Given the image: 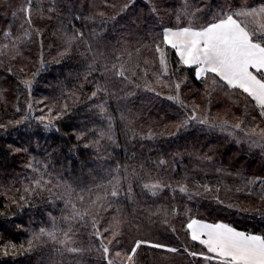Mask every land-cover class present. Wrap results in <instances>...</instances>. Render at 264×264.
Returning <instances> with one entry per match:
<instances>
[{"label": "trees", "instance_id": "trees-1", "mask_svg": "<svg viewBox=\"0 0 264 264\" xmlns=\"http://www.w3.org/2000/svg\"><path fill=\"white\" fill-rule=\"evenodd\" d=\"M262 6L0 0V264H116L137 241V264H217L191 239L193 219L264 236V109L212 73L199 78L163 40ZM154 183L155 195L144 188Z\"/></svg>", "mask_w": 264, "mask_h": 264}, {"label": "snow or ice", "instance_id": "snow-or-ice-1", "mask_svg": "<svg viewBox=\"0 0 264 264\" xmlns=\"http://www.w3.org/2000/svg\"><path fill=\"white\" fill-rule=\"evenodd\" d=\"M28 3L30 5L31 0H28ZM24 11L30 23V7L24 9ZM199 11L200 9L197 8L195 12L191 13L194 19L197 18L196 12ZM240 17L245 19L241 20ZM217 19L218 22H210L198 30L192 27H183L175 31L165 29L163 32L164 43L176 50V54L185 65H197L196 75L198 77L202 73H212L229 87L241 89L243 93L252 97L261 109H264V43L254 40V37H256L258 40L264 41V6L230 10V13H226L223 17ZM157 51H160V49L157 48ZM163 63L162 54L161 64ZM113 68H115V65H113ZM250 69L261 73V78L254 75ZM115 75L127 79L123 67L117 70ZM178 87L179 85H177ZM95 95L96 93H93V96ZM262 115H264V112H262ZM44 119L43 116L40 117L41 121ZM200 122L207 123L206 120ZM184 123L186 125L187 120ZM48 126L45 125V127ZM236 127H239V125H236ZM260 135L264 136V130H261ZM85 146L87 147V145ZM261 146L264 147V145ZM119 183V180L114 184L109 181L111 189L108 194L112 197L119 195ZM40 185L41 181L37 180L36 186L39 187ZM144 188L155 195L161 189V185L159 183L145 184ZM130 191L131 189H129ZM180 191L183 192L186 189L181 188ZM79 198L80 200L84 199L83 195H80ZM100 199L101 197H97L92 203L96 204ZM72 208L73 216L80 215L76 211L75 205H72ZM80 218L83 219V216L81 215ZM187 228L190 231L191 239L204 245L207 253L212 254H200L203 255L205 260H216L217 264H264V236L262 235L237 231L224 223L209 224L195 219L187 224ZM39 235H47L49 238L56 240L54 232H48L43 228L40 229ZM64 235L66 239L57 240V243L63 245L70 241L68 233H64ZM113 238L115 239V236ZM142 243L145 242H136L135 247L131 249L132 254L127 256L129 261L133 259L136 250ZM29 246V250H31L33 246L31 241H29ZM151 247L164 248L165 246L151 244ZM103 250L106 254L109 252L107 247H104ZM67 251L79 253L82 249L68 247ZM167 251L177 252L178 249L167 248ZM5 255H7V252H5ZM115 255L120 256L121 253L117 251ZM189 255L196 256L197 253L191 252ZM108 264H113V261L109 260Z\"/></svg>", "mask_w": 264, "mask_h": 264}, {"label": "rangeland", "instance_id": "rangeland-1", "mask_svg": "<svg viewBox=\"0 0 264 264\" xmlns=\"http://www.w3.org/2000/svg\"><path fill=\"white\" fill-rule=\"evenodd\" d=\"M245 8H249V7H245ZM259 8H260V7H259ZM240 9H242V8H240ZM240 9H236V10H240ZM240 19H241V20H244L245 18H244V17H240ZM162 54H163V59H164V63L162 64V68H163L164 70H166V69H167V63H166L165 55H164L163 52L160 51V57H161ZM262 112H264V110H261V117L264 118V115H262ZM258 181H259V180H258ZM227 225H228V224H227ZM229 226H230V225H229ZM236 230H237V229H236ZM237 231H240V230H237ZM242 232H244V231H242ZM245 233H246V232H245ZM106 245H107V244H106ZM197 254H203V252H202V251H198ZM129 255H130V254H129ZM127 256H128L127 254H126L125 256H123L124 259H123L122 256H118L117 259H116V264H137V262H136L134 256H133V259H132L131 261H129V260L127 259Z\"/></svg>", "mask_w": 264, "mask_h": 264}, {"label": "crops", "instance_id": "crops-1", "mask_svg": "<svg viewBox=\"0 0 264 264\" xmlns=\"http://www.w3.org/2000/svg\"><path fill=\"white\" fill-rule=\"evenodd\" d=\"M169 29H171V28H169ZM173 31H175V30H178V29H172ZM198 30V29H197ZM170 46V45H169ZM182 62V61H181ZM183 63V62H182ZM184 64V63H183ZM185 65V64H184ZM185 66H187V65H185ZM188 67H195L196 68V72H197V65H192V66H188ZM250 71H252L253 72V74L254 75H256L258 78H261V73H257L254 69H250ZM207 73H202L200 76H199V78H201V77H203V76H205ZM252 98V97H251ZM253 99V98H252ZM254 100V99H253ZM255 101V100H254ZM256 102V101H255ZM256 104H257V102H256ZM203 222V221H202ZM204 223H207V222H204ZM209 224H212V223H209ZM231 227V226H230ZM233 228V227H232ZM247 234H249V233H247ZM256 235V234H255Z\"/></svg>", "mask_w": 264, "mask_h": 264}]
</instances>
